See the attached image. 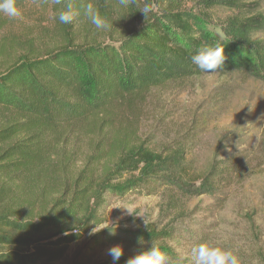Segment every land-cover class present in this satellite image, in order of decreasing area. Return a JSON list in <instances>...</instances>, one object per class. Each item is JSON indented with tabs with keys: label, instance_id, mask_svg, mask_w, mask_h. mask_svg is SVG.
<instances>
[{
	"label": "trees",
	"instance_id": "1",
	"mask_svg": "<svg viewBox=\"0 0 264 264\" xmlns=\"http://www.w3.org/2000/svg\"><path fill=\"white\" fill-rule=\"evenodd\" d=\"M201 3L194 12L169 2L116 43L68 42L42 56H22L0 72V264L61 260L71 243L101 223L108 196L161 190L186 200L225 191L234 162L214 158L194 187L184 146L156 152L132 143L128 125L120 135L116 118L123 109L131 115L151 89L209 73L190 60L205 43H226L218 71L264 77V0ZM216 10L230 13L219 25L220 38L206 26ZM79 137H91V148L76 166ZM114 156L96 175V167ZM174 203L168 200L171 220L162 228L99 230L73 261L90 264L88 253L107 242L134 246L135 254L157 243L174 261L188 264L163 241L187 237L193 249L211 234L203 226L184 228L188 218L173 211Z\"/></svg>",
	"mask_w": 264,
	"mask_h": 264
},
{
	"label": "rangeland",
	"instance_id": "2",
	"mask_svg": "<svg viewBox=\"0 0 264 264\" xmlns=\"http://www.w3.org/2000/svg\"><path fill=\"white\" fill-rule=\"evenodd\" d=\"M63 2L17 0L19 18L0 12V72L22 56H42L68 42L116 43L169 2L194 12L204 5L201 0H132L125 8L119 0H73L74 9L80 14L72 23L61 24L54 16ZM89 3L102 17L113 20V27L98 30L83 13ZM144 8L148 9L146 14ZM229 15L223 10L212 12L213 19L206 24L207 28L220 38L219 25ZM142 98L131 115L126 109L119 113L121 116L117 114L120 135L128 125L132 143H143L156 152L184 146L189 152L188 181L194 187L214 158L217 162L232 161L230 184L216 197L202 195L186 200L179 195H164L161 190L151 196H108L101 223L94 225L80 241L71 243L65 256L53 264H85L84 260L73 261L75 253L89 235L102 229L162 228L171 220L167 217L168 200L173 204L174 198L173 211L184 212L188 218L184 228L195 230L203 226V230H210V242L232 250L242 264H264V77L239 71L209 72L151 89ZM89 138L79 137L75 142L76 166L91 148ZM115 158L97 166L95 174ZM181 219H175L176 223ZM163 242L193 264L187 237ZM114 244L118 243L95 247L88 253L90 264L111 258L108 249ZM121 246L122 256H132L137 250L134 246Z\"/></svg>",
	"mask_w": 264,
	"mask_h": 264
},
{
	"label": "clouds",
	"instance_id": "3",
	"mask_svg": "<svg viewBox=\"0 0 264 264\" xmlns=\"http://www.w3.org/2000/svg\"><path fill=\"white\" fill-rule=\"evenodd\" d=\"M43 2L46 3L47 0H43ZM54 2L60 3L61 0H54ZM131 2L132 0H119L120 5L125 8ZM142 10L145 14L148 12L147 8ZM0 12L9 18H19L21 16V12L17 7V0H0ZM83 13L98 30H108L113 27V20L109 21L107 18L102 17L100 12L91 3L87 4L83 9ZM79 14V11L74 9L73 0H64L63 7L55 14L54 19L58 20L61 24H70ZM225 44L223 42L205 43L190 56V60L203 72L221 70L224 67L226 58L224 52ZM140 243L143 244L142 239ZM122 254L123 248L120 244H114L108 249V255L111 257L112 264H116ZM192 261L193 264H242L241 259L232 250L210 241L202 242L192 249ZM126 264H182V262L174 261L161 249L159 244L151 243L150 246L143 248L130 257L126 261Z\"/></svg>",
	"mask_w": 264,
	"mask_h": 264
}]
</instances>
